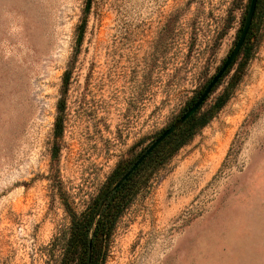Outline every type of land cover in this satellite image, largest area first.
I'll return each instance as SVG.
<instances>
[{"label": "rangeland", "instance_id": "1", "mask_svg": "<svg viewBox=\"0 0 264 264\" xmlns=\"http://www.w3.org/2000/svg\"><path fill=\"white\" fill-rule=\"evenodd\" d=\"M248 2L91 0L78 41L87 0H0V264H62L71 211L217 72ZM261 33L227 103L142 173L103 264H264V19Z\"/></svg>", "mask_w": 264, "mask_h": 264}, {"label": "trees", "instance_id": "2", "mask_svg": "<svg viewBox=\"0 0 264 264\" xmlns=\"http://www.w3.org/2000/svg\"><path fill=\"white\" fill-rule=\"evenodd\" d=\"M249 4L250 0L248 2V8ZM90 7L91 0H87L83 19L77 28L78 41H81L84 36L87 15L90 11ZM263 10L264 0H258L256 12L244 45L237 59L227 71L226 76L230 74L236 64L238 65L237 69L231 75L227 87L216 97L215 102L207 109H204V104V106L200 108L185 124L161 143L118 189L110 192L113 186L131 168L146 147L133 158L121 161L117 165L111 174L110 185L108 184V186L94 199L93 203H91L85 211L81 214L71 211L72 224L62 264H87L90 240H92L91 264L104 263L105 248L108 245L109 239L112 236L120 215L142 187V181L149 179L148 175L146 178L141 179L140 176H142V173L145 172L143 175L147 174L149 170L152 173L154 169L167 162V160L173 156L182 145L190 140L198 129L205 126L214 116L215 112L220 110L230 99L233 88H235L241 80L244 68L260 41L262 35V21L264 19L262 15ZM245 18L246 16L238 30L237 38H239L242 32ZM226 76H224V78ZM208 81L209 80H207V82ZM206 83L188 98L180 114L186 111L195 102ZM67 84L68 77H64V86L66 87ZM58 109L60 113L64 111L65 104L63 101L59 103ZM63 122L64 120L60 115L55 122L56 137H60L63 133ZM237 142L238 140L235 141L233 147H231V152L236 151L235 146Z\"/></svg>", "mask_w": 264, "mask_h": 264}, {"label": "water", "instance_id": "3", "mask_svg": "<svg viewBox=\"0 0 264 264\" xmlns=\"http://www.w3.org/2000/svg\"><path fill=\"white\" fill-rule=\"evenodd\" d=\"M258 0H250L249 8L245 18L244 26L239 38L236 41L235 46L229 52L228 56L218 68L217 72L209 79V81L204 86L200 95L197 97L195 102L182 114H180L170 125L164 128L144 149L142 154L138 159L133 163L131 168L119 179V181L113 186L110 190L115 191L118 189L124 181H126L135 170L156 150V148L163 143L170 135L177 131L183 124H185L204 104L208 101L210 96L217 90L220 86L221 80L226 76L227 71L231 68L235 60L237 59L248 32L250 30ZM92 256V240L89 242V255L87 264H91Z\"/></svg>", "mask_w": 264, "mask_h": 264}]
</instances>
